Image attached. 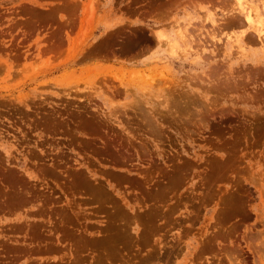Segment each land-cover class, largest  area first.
I'll list each match as a JSON object with an SVG mask.
<instances>
[{"label":"rangeland","instance_id":"374dc122","mask_svg":"<svg viewBox=\"0 0 264 264\" xmlns=\"http://www.w3.org/2000/svg\"><path fill=\"white\" fill-rule=\"evenodd\" d=\"M238 2L0 0V264H264Z\"/></svg>","mask_w":264,"mask_h":264},{"label":"bare ground","instance_id":"6f19581e","mask_svg":"<svg viewBox=\"0 0 264 264\" xmlns=\"http://www.w3.org/2000/svg\"><path fill=\"white\" fill-rule=\"evenodd\" d=\"M263 1V0H262ZM247 8L245 10V2L244 5L241 2V4L238 2L237 5L239 4L241 10L240 12H245L246 13V25L251 28L253 27L254 29L258 30V36L261 40H264V33L261 34L262 30H264V14L262 11V8H260L258 5H252L249 6L251 1L247 0ZM245 10V11H244ZM263 26V28H261ZM182 34V31L180 32ZM264 42V41H263ZM175 46H172V49H174ZM178 47V46H177Z\"/></svg>","mask_w":264,"mask_h":264}]
</instances>
